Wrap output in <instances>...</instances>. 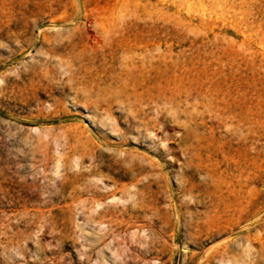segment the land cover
<instances>
[{"label": "rangeland", "instance_id": "1", "mask_svg": "<svg viewBox=\"0 0 264 264\" xmlns=\"http://www.w3.org/2000/svg\"><path fill=\"white\" fill-rule=\"evenodd\" d=\"M0 264H264V0H0Z\"/></svg>", "mask_w": 264, "mask_h": 264}, {"label": "bare ground", "instance_id": "2", "mask_svg": "<svg viewBox=\"0 0 264 264\" xmlns=\"http://www.w3.org/2000/svg\"><path fill=\"white\" fill-rule=\"evenodd\" d=\"M75 174V173H74ZM67 184V183H66ZM101 229V228H100ZM113 229V228H112ZM106 231H108V230H106ZM112 232H114V231H112ZM99 233V232H98ZM109 234V232H106L104 235H108ZM112 234H114V233H112ZM104 235H97V237H99L100 239L104 236ZM104 237H106V236H104ZM103 237V238H104ZM101 240H103V239H101ZM95 242H91V243H97V241L96 240H94ZM99 241V240H98ZM100 243V242H99ZM98 244V243H97ZM99 254L101 255V254H103V252H104V245L103 246H101L100 248H99ZM101 259V258H100ZM105 259V258H104ZM240 262V261H239Z\"/></svg>", "mask_w": 264, "mask_h": 264}]
</instances>
